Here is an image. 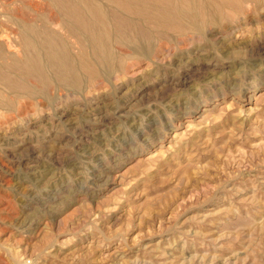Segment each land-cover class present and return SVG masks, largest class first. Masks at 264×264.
<instances>
[{
  "label": "rangeland",
  "instance_id": "obj_1",
  "mask_svg": "<svg viewBox=\"0 0 264 264\" xmlns=\"http://www.w3.org/2000/svg\"><path fill=\"white\" fill-rule=\"evenodd\" d=\"M221 1L126 0L167 19L125 30L106 76L0 85V264H264V0ZM0 2L54 27L51 0Z\"/></svg>",
  "mask_w": 264,
  "mask_h": 264
},
{
  "label": "bare ground",
  "instance_id": "obj_2",
  "mask_svg": "<svg viewBox=\"0 0 264 264\" xmlns=\"http://www.w3.org/2000/svg\"><path fill=\"white\" fill-rule=\"evenodd\" d=\"M51 1L54 2L57 9L54 12L47 11L45 15L46 19L51 21L50 26H54L53 28H48L46 22L40 19L44 15L43 10L33 9L31 6L26 7L23 5L24 7L13 9L12 12L22 14L23 8L29 10L36 20L42 21L40 26L36 25L35 20L32 18L27 21L17 20V18H8L7 16L11 13H8L7 10L0 12V18L7 20L16 29V32H9L5 34L4 39H0V44L3 43L0 45V85L9 90L11 94L20 84H22L21 87L26 88L28 86L23 83V79L44 78L47 72L52 73L65 88L71 87L73 89L83 82L82 78L91 79L94 76L92 72L99 70L98 73L106 76L113 64L111 44L117 42L120 46H127L128 37L125 30L139 27L141 21L148 22L153 25L152 27L158 26V22L164 25L165 19H167L164 17V10L159 9V7L156 8L154 4L149 7V10L147 9L149 15H142L140 10L128 8L126 0ZM251 4L253 5V3ZM188 7L190 6L188 5ZM196 20L198 19L195 18ZM188 24L192 25V23ZM191 25L188 27H191ZM195 28H197L196 25ZM196 31L199 34V30ZM71 38H75L77 44L86 48V59L93 60L91 69L80 60L84 55L77 58V56L73 57L68 51V40ZM10 43H15L18 49H10ZM145 52L144 49L141 54L144 55ZM184 66L193 67L192 64ZM95 67H97V70H95ZM31 93H33L32 90L28 94L31 95ZM263 95L260 94L257 97ZM10 102V99L3 98L0 93V108L8 106ZM204 111L202 110V113ZM204 117L205 115L202 118Z\"/></svg>",
  "mask_w": 264,
  "mask_h": 264
}]
</instances>
